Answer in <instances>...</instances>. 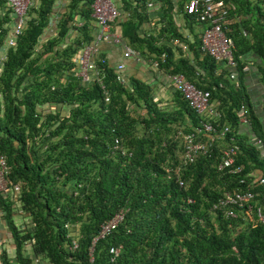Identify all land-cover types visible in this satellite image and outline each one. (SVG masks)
<instances>
[{"label": "trees", "instance_id": "16d2710c", "mask_svg": "<svg viewBox=\"0 0 264 264\" xmlns=\"http://www.w3.org/2000/svg\"><path fill=\"white\" fill-rule=\"evenodd\" d=\"M32 1L20 33L4 48L11 18L0 0V156L5 179L18 190L15 201L0 192V207L14 264H34L33 258L47 264H264V224L245 205L233 207L234 217L212 207L236 189L258 192L253 205L264 200L254 181L256 173L264 176V156L252 143L259 139L264 151V104L256 113L244 71L252 64L264 88V0H219L229 19L224 32L232 67L200 50L208 25L187 13V0H151L160 14L153 32L140 30L149 22V0H112L121 13L112 26L122 18L119 41L207 91L216 115L196 112L175 89L166 103L141 79L116 80L115 66L98 48L92 60L99 80L81 84L73 72L82 47L94 41L93 0H59L57 16L56 0ZM176 15L191 30L202 26L191 42ZM205 122L217 135L226 131L184 160L182 136ZM225 146L236 147L231 168L241 166L239 175L217 169ZM16 202L29 223L22 230L12 221ZM118 212L116 226L92 244L99 225ZM111 246H120L112 261Z\"/></svg>", "mask_w": 264, "mask_h": 264}, {"label": "built area", "instance_id": "2783aa9c", "mask_svg": "<svg viewBox=\"0 0 264 264\" xmlns=\"http://www.w3.org/2000/svg\"><path fill=\"white\" fill-rule=\"evenodd\" d=\"M32 0H4L5 7L9 10V17L11 23L8 28V33L4 39V48L12 46L14 38L20 33L23 23L24 15L29 6L32 5ZM153 1L149 0L146 3V7H151ZM91 16L94 18L97 26V31L94 35V41L91 44H87L82 47L80 53L75 58L76 71L73 72L81 84H88L93 79H98L100 73L96 68L93 59L97 51V43L99 41L119 42L120 32L112 26V22L119 15V12L112 0H93L91 3ZM185 10L187 13L193 14L200 22H207L200 35V50L205 52L214 60L227 65L228 67L234 66L231 53L230 42L225 35V25L228 24L226 6L219 0H187L185 4ZM51 21H49V24ZM138 52L130 49L126 45H123L122 56H138ZM4 54L0 55V61L3 60ZM151 63L155 66V62ZM1 65V62H0ZM122 64L118 63L115 66L116 80L123 82L124 79L121 76ZM235 74L231 72L229 78H234ZM170 81H172L175 90L179 91L183 99L187 102L188 106L194 109L196 112H206L209 115H216L213 112L208 103L209 93L205 90H201L187 81L182 74L169 75ZM99 80V79H98ZM101 88L103 86L101 85ZM104 100L107 101V93L103 91ZM240 123H245L243 116L239 119ZM202 129H196V132L184 134L182 136L183 150L182 158L186 161H192L197 153L205 152L213 143V134H216L214 127L208 123H201ZM226 131V127L215 135V138L222 136ZM207 134L205 139L197 136L198 133ZM197 133V134H196ZM252 143L261 150V155L264 156V151L261 149V143L259 139H253ZM236 147L225 146L221 150V157L217 164V169H227L232 174L239 175L241 166H235L231 168L233 162V155L235 154ZM6 166L3 161V157L0 156V192L7 193L9 190V182L5 179ZM254 181L260 185L264 190V176H257ZM238 183H244V178L240 177ZM259 196L258 192L251 189H236L230 192H224L221 197L217 199L213 208L223 209L225 216L234 217L235 213L233 207H240L245 205L248 212H252L256 222L264 224V200L259 205H253L256 202V197ZM253 201V202H252ZM252 202V205L250 204ZM121 219V213H115L111 218L105 220L99 225L98 234L92 239L93 244L97 239L102 238L109 233ZM75 247V242L72 241V248ZM120 246H111L108 249L110 254L109 260L112 261L118 254Z\"/></svg>", "mask_w": 264, "mask_h": 264}, {"label": "crops", "instance_id": "0c3cea01", "mask_svg": "<svg viewBox=\"0 0 264 264\" xmlns=\"http://www.w3.org/2000/svg\"><path fill=\"white\" fill-rule=\"evenodd\" d=\"M55 9H57V12L55 14V16H57L60 11L59 0L55 1ZM147 9L149 12V15H148L149 22L142 24V27L140 30L153 32V28H152V26H154L153 23L154 21H156L157 16L160 14H159V11L157 10L158 9L157 6L154 3L152 4L151 7H147ZM118 12L120 14L118 17H121V13L119 10ZM121 19L122 18L118 19L117 22L115 21V24L113 25L114 28H116L119 32H120V26L118 23ZM175 20H176L175 23L178 26L179 31L181 32L182 36H184L189 42H191L193 39V33L198 34L201 31L202 26L198 24L192 25V30H191L189 26L184 24V21L180 15H176ZM93 28H94V35H95L97 31V26L95 25ZM156 29H158V24L156 25ZM47 33L52 34L51 30L49 29H47ZM98 43L99 44L97 45V48L101 50V52L108 59L110 64H112L113 66H116L118 63L122 64L123 67L121 70V76L123 77V79H127L128 77H134V78L141 79L142 81L147 82L150 85V87H152L156 98L166 101V103H168V101L171 98V93L174 91L175 88L173 87L172 81H170L169 75L159 70L157 67H155L151 63L150 57L141 56V55L123 57L122 50H123V45H125V42H123L122 40L116 43L108 42V41H101ZM168 44L170 45V42H168ZM182 50L186 54V56H188L189 58L191 57V53L186 49L185 46ZM247 59L251 60L252 57L249 56L247 57ZM244 71H245V82L247 85V89L250 95L252 96V102L254 103L253 108L255 109L256 113L259 114V111H261V103L264 104V88L258 83L257 73L252 64L249 63L248 66H245ZM243 126L247 130L248 127L246 125H243ZM257 176H259V173L255 174V178ZM8 186H9L8 192L3 193L2 196L6 197V199L8 200L15 201V196L18 192L17 187L15 186L12 187L11 185H8ZM13 206H14V210L12 212V221L14 225L17 227V229L22 230L25 227H29L28 221H26V219H24L22 215H20L16 210L18 207V203L16 202ZM2 253L5 254V257H6L5 259L8 262V264L15 263L14 262L13 240H12L10 228L8 227L6 220L4 219V214L0 207V264H3L2 263L3 261ZM26 253L27 255L29 254L28 246L25 247V254ZM33 263L34 264H47L45 261L40 262L39 259L37 260L34 258H33Z\"/></svg>", "mask_w": 264, "mask_h": 264}, {"label": "rangeland", "instance_id": "374dc122", "mask_svg": "<svg viewBox=\"0 0 264 264\" xmlns=\"http://www.w3.org/2000/svg\"><path fill=\"white\" fill-rule=\"evenodd\" d=\"M161 107H166V106H163V105H162ZM61 112H62L63 114H65V113H66V111H65V110H62ZM17 219H19V218H17ZM20 221H21V220H20ZM26 221H28V220H26Z\"/></svg>", "mask_w": 264, "mask_h": 264}]
</instances>
